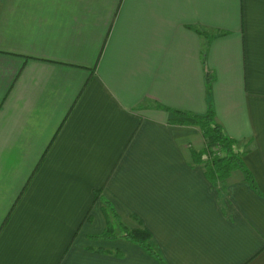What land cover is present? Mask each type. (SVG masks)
Wrapping results in <instances>:
<instances>
[{
	"label": "crops",
	"instance_id": "0c3cea01",
	"mask_svg": "<svg viewBox=\"0 0 264 264\" xmlns=\"http://www.w3.org/2000/svg\"><path fill=\"white\" fill-rule=\"evenodd\" d=\"M0 264H264V0H0Z\"/></svg>",
	"mask_w": 264,
	"mask_h": 264
},
{
	"label": "trees",
	"instance_id": "16d2710c",
	"mask_svg": "<svg viewBox=\"0 0 264 264\" xmlns=\"http://www.w3.org/2000/svg\"><path fill=\"white\" fill-rule=\"evenodd\" d=\"M205 55L206 53H203L204 57ZM208 81H210V78H208ZM172 112L178 116L193 118L194 122L201 128L205 137L210 139V142L216 143L221 149L222 155L216 154L211 148L208 150L209 155H207L206 150L194 154L195 160L204 163L208 167L210 174V171H214L219 178L223 179L227 178L233 170L240 169L245 173L247 179L255 183L252 173L244 161L245 153L237 148L238 142L225 133L223 127L217 122L215 112L212 108L205 114H193L182 110H173ZM205 153L208 158L206 156V159L203 160ZM113 233L114 231L112 229L105 232L107 237L110 234L114 235ZM121 237L143 245L150 250L153 249L152 235L146 228L130 229L123 225Z\"/></svg>",
	"mask_w": 264,
	"mask_h": 264
},
{
	"label": "rangeland",
	"instance_id": "374dc122",
	"mask_svg": "<svg viewBox=\"0 0 264 264\" xmlns=\"http://www.w3.org/2000/svg\"><path fill=\"white\" fill-rule=\"evenodd\" d=\"M205 136V135H204ZM205 139H206V146H205V149L204 150H206V152H207V155H209V153H208V150H209V148H211L212 150H213V152H215L216 154H220V155H222L223 153H222V151H221V149L219 148V146L216 144V143H212V142H210V139H208V138H206L205 137ZM203 150V151H204ZM202 151V152H203ZM206 153H205V156L203 157V160H205L206 159ZM207 158H208V156H207Z\"/></svg>",
	"mask_w": 264,
	"mask_h": 264
}]
</instances>
